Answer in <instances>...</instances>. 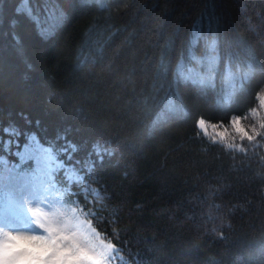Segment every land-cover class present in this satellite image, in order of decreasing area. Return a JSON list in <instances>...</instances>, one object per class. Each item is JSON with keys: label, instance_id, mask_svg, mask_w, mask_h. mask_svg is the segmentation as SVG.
<instances>
[{"label": "trees", "instance_id": "trees-1", "mask_svg": "<svg viewBox=\"0 0 264 264\" xmlns=\"http://www.w3.org/2000/svg\"><path fill=\"white\" fill-rule=\"evenodd\" d=\"M263 86L264 0H0V153L33 136L76 170L113 264H264V123L201 128Z\"/></svg>", "mask_w": 264, "mask_h": 264}, {"label": "rangeland", "instance_id": "rangeland-1", "mask_svg": "<svg viewBox=\"0 0 264 264\" xmlns=\"http://www.w3.org/2000/svg\"><path fill=\"white\" fill-rule=\"evenodd\" d=\"M264 123V86L258 93L256 108L245 116H233L227 125L201 121L203 131L226 139V129L231 126L241 136L254 132L255 127ZM241 124L248 125L241 127ZM259 124V125H258ZM50 148L31 137L16 152L18 160L10 159L7 154L0 153V228L13 231H32L43 234L33 216L38 212L49 216L53 226L59 232L71 237L82 248L86 249L92 259H85L83 264H112V245L105 243L100 235L91 227L83 214L63 195V189L55 180V173L62 170L65 177L79 178L76 170L65 165L53 152L42 151ZM23 157L24 159H22ZM32 157V166L21 165ZM70 242V241H66Z\"/></svg>", "mask_w": 264, "mask_h": 264}, {"label": "snow or ice", "instance_id": "snow-or-ice-1", "mask_svg": "<svg viewBox=\"0 0 264 264\" xmlns=\"http://www.w3.org/2000/svg\"><path fill=\"white\" fill-rule=\"evenodd\" d=\"M71 147L74 149V145ZM42 151L50 154L53 150L44 148ZM33 216L39 217L36 223L44 230L43 234L0 228V264H83L86 258L92 259L86 249L59 232L49 216L38 212H33ZM69 240L71 247H66L65 242Z\"/></svg>", "mask_w": 264, "mask_h": 264}, {"label": "clouds", "instance_id": "clouds-1", "mask_svg": "<svg viewBox=\"0 0 264 264\" xmlns=\"http://www.w3.org/2000/svg\"><path fill=\"white\" fill-rule=\"evenodd\" d=\"M247 126L248 125L246 124H241V127H247ZM221 131L225 132V137L226 140H228V142H231L232 139H239L240 135H242V133H238L236 129L231 126H228L226 129H221ZM71 243L72 241L65 242L66 247H71Z\"/></svg>", "mask_w": 264, "mask_h": 264}]
</instances>
